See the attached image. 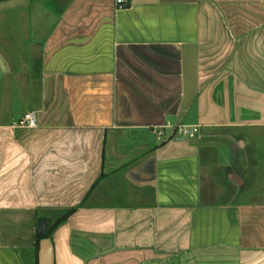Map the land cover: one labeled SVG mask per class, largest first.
<instances>
[{
  "label": "crops",
  "instance_id": "crops-1",
  "mask_svg": "<svg viewBox=\"0 0 264 264\" xmlns=\"http://www.w3.org/2000/svg\"><path fill=\"white\" fill-rule=\"evenodd\" d=\"M0 264H264V0H0Z\"/></svg>",
  "mask_w": 264,
  "mask_h": 264
},
{
  "label": "built area",
  "instance_id": "built-area-1",
  "mask_svg": "<svg viewBox=\"0 0 264 264\" xmlns=\"http://www.w3.org/2000/svg\"><path fill=\"white\" fill-rule=\"evenodd\" d=\"M117 1L118 3L121 2V0H117ZM18 124L23 127H35L37 126V116L34 112H26L19 119ZM177 130L183 136L193 137L198 133L199 126L197 124L180 125L177 127ZM162 135H163V130L158 129L156 131L157 138L161 139Z\"/></svg>",
  "mask_w": 264,
  "mask_h": 264
},
{
  "label": "water",
  "instance_id": "water-1",
  "mask_svg": "<svg viewBox=\"0 0 264 264\" xmlns=\"http://www.w3.org/2000/svg\"><path fill=\"white\" fill-rule=\"evenodd\" d=\"M49 218L39 217L37 219V232L41 235H47L48 233Z\"/></svg>",
  "mask_w": 264,
  "mask_h": 264
},
{
  "label": "trees",
  "instance_id": "trees-1",
  "mask_svg": "<svg viewBox=\"0 0 264 264\" xmlns=\"http://www.w3.org/2000/svg\"><path fill=\"white\" fill-rule=\"evenodd\" d=\"M73 211H74V209H70V210L66 211L65 216H64L63 218L67 217V216H68L69 214H71ZM50 231H51V227L48 228V234L50 233Z\"/></svg>",
  "mask_w": 264,
  "mask_h": 264
},
{
  "label": "rangeland",
  "instance_id": "rangeland-1",
  "mask_svg": "<svg viewBox=\"0 0 264 264\" xmlns=\"http://www.w3.org/2000/svg\"><path fill=\"white\" fill-rule=\"evenodd\" d=\"M162 138H164L163 136H162ZM186 138H188V137H186ZM164 140V139H163Z\"/></svg>",
  "mask_w": 264,
  "mask_h": 264
}]
</instances>
